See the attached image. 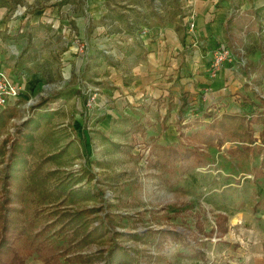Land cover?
Wrapping results in <instances>:
<instances>
[{
	"label": "rangeland",
	"instance_id": "rangeland-1",
	"mask_svg": "<svg viewBox=\"0 0 264 264\" xmlns=\"http://www.w3.org/2000/svg\"><path fill=\"white\" fill-rule=\"evenodd\" d=\"M115 1L107 2L106 6L113 4V7L107 8V15H101L102 6L93 0H0V73L22 90L18 98L10 100L9 105L15 112L0 129V143L8 140V149L19 131H27L23 127L26 122L38 118L40 113L52 112L48 123L40 120V127L32 133L34 152L28 157L29 162L35 165L49 152L63 151L47 160L42 171L56 170L58 175L71 177L75 189L95 184L98 188L96 203L103 205L105 212L117 213L109 224L113 229L121 232L173 229L188 235L197 230L198 217L203 231L207 232L215 226L218 213L227 216V233L221 238L204 237L199 232L198 243L191 242L190 246L165 239L164 248L149 247L153 258L148 264H250L264 253V179L254 176L260 156L256 153L248 158L232 155L229 149L240 143L225 138L220 148L204 147L208 153L204 166L167 170L163 174L170 178L168 185L156 176L158 169L148 164L150 145L153 142L179 145L175 120L180 103L170 100L169 94L163 101L144 102L147 107L143 101L132 107L128 101L125 103L124 98L130 93L123 92L125 88L121 86L133 81L132 70L135 72L137 66L135 56L142 52L139 40L155 36L157 30L145 26L131 28L133 25L119 19L120 6ZM151 2L173 16L189 14L187 0ZM220 3L218 0L217 4ZM229 7L231 10L236 6L229 4ZM128 11L131 13L130 9ZM235 12L245 14L238 9L231 10V17ZM233 21L234 28L226 33L223 45L231 50L241 47L246 53L247 66L234 69L241 72L243 78L242 90L236 98L204 107L212 110L215 119L224 112H245L248 103L244 105L242 100L246 97L255 103L264 100V73L260 77L257 71L251 70L255 63L264 62L262 48L253 38L262 30L264 38V4L252 9L248 16L242 15V19ZM180 28L185 31L187 26L182 24ZM252 49L260 55L258 61L249 60L250 56H256L251 54ZM33 75L38 76V80H34ZM103 98L110 100L103 103ZM259 109L264 112V103ZM122 110L127 111L126 115ZM183 114L185 122L196 115L201 118L189 105ZM119 115L142 123L144 133L129 131V125L123 123ZM99 117L103 119L96 122ZM202 120L210 121L206 117ZM119 127L122 131L114 129ZM252 127L257 137L261 124L254 122ZM183 129V139H186L196 127ZM4 163H0L1 171ZM84 168L94 177L91 181L80 176ZM32 197L27 193L22 203L26 222L34 209ZM79 204H91V201L83 200ZM42 205L51 208L47 202ZM63 207L72 208L69 203ZM45 212L41 221L51 220ZM40 228L38 223L27 226L25 235L33 239ZM56 229L54 226L46 231L43 239L62 244L64 236ZM120 242L137 245L130 238L120 239ZM107 245L91 244L84 250L95 251ZM25 264H42V261L38 253H34Z\"/></svg>",
	"mask_w": 264,
	"mask_h": 264
},
{
	"label": "trees",
	"instance_id": "trees-1",
	"mask_svg": "<svg viewBox=\"0 0 264 264\" xmlns=\"http://www.w3.org/2000/svg\"><path fill=\"white\" fill-rule=\"evenodd\" d=\"M262 32L253 35L258 46L262 48L261 58L264 60V38ZM183 41V37H181ZM264 73V62L255 63L251 70ZM242 100L246 105L245 112L235 114L224 112L220 118L215 119L212 110L207 111L202 103L195 107H189L194 113L201 114L191 121L185 122L183 114L187 101L180 98L181 102L175 120L178 129L179 145L160 144L153 142L150 145L149 166L158 169L156 176L171 183L170 178L164 176L166 171L174 172L177 168H197L206 164L208 153L204 147L220 148L225 144V138L239 142V146L229 149L236 157L248 158L251 154H258L260 162L255 169V177L264 179V112L259 108L264 100L255 103L254 100ZM15 108L8 105L0 113V129L10 117L14 115ZM50 114L40 113L38 118L30 119L24 124L27 131H19V136L13 140L9 148L7 141L0 143V163L5 162V167L0 170V264H25L27 259L34 253H38L42 264H148L153 258L149 247H163L165 239H172L182 245L190 246L191 242L198 243V236L202 233L204 237L215 235L221 238L227 233V216L218 213L215 218V226L206 231L202 229L200 217L196 220L195 232L188 235L173 229H140L133 232H121L113 229L109 224L117 213L104 210L103 205L96 203L98 188L95 184L73 188V179L69 176L58 175V171H42L45 162L63 153L49 152L48 155L35 162H29V156L34 152L33 131L40 127V120L48 123ZM48 115V117H46ZM122 116V115H121ZM210 121L203 122V118ZM103 118H97L96 122ZM122 121L128 124L129 131H140L144 133V125L133 121L129 116H122ZM190 121V122H189ZM193 121V122H192ZM113 122H116L114 120ZM254 122L260 123L262 129L258 136H254ZM193 125L195 131L183 139L185 126ZM202 125V127H200ZM121 130L122 128H114ZM96 132L101 133L99 130ZM103 135V132L101 133ZM56 141V140H54ZM55 143V142H54ZM8 151V152H7ZM7 153V156H6ZM1 165V164H0ZM80 176L87 177L90 181L94 178L89 169H82ZM173 182V181H172ZM27 193L33 195L34 209L32 215L26 222L25 208L22 203L27 199ZM91 201V204H79L80 201ZM47 202L51 208L44 207L42 203ZM65 203L71 204L72 208L63 207ZM46 211V212H45ZM43 212L51 220L41 221ZM36 223L42 228L34 233V238L25 235L27 226L33 227ZM57 226V233L64 240L62 244L49 242L43 239L46 231ZM201 232V233H199ZM115 238H118L117 240ZM130 238L137 245H123L120 239ZM105 244L107 247H97L95 251H85L91 244ZM197 254V250H194ZM203 256V252L200 254Z\"/></svg>",
	"mask_w": 264,
	"mask_h": 264
},
{
	"label": "crops",
	"instance_id": "crops-1",
	"mask_svg": "<svg viewBox=\"0 0 264 264\" xmlns=\"http://www.w3.org/2000/svg\"><path fill=\"white\" fill-rule=\"evenodd\" d=\"M93 1L102 6V14L99 12L101 15L106 14L108 7H113V4L106 6L110 0ZM220 1L221 3L217 4L218 0H187L189 14L184 12L183 16L166 13L150 3V0L115 1V4L120 6L119 19L133 25L131 28L145 26L157 30L155 36L141 37L139 40L142 52L135 56L137 66L135 72L132 70L133 81L121 86L125 88L121 89L123 92L130 93L125 96V103L128 101L132 107L141 101L145 104L144 102H149L150 99L163 101L165 95L169 94L170 100L174 103L179 104L180 98H183L189 107L195 109L198 103H202L203 107H213L227 103L230 98L234 99L239 95L238 91L242 90L243 86L241 72L223 65L211 74L210 54L217 45L226 42V33L234 28L233 20L242 19V15L248 16L252 9L262 7L264 1L235 0L233 3H228L227 0ZM229 4L236 6L235 9H231L232 11L238 9L245 14L236 15L235 12L234 17H231ZM129 9L132 14L129 13ZM190 21L194 22L198 41L194 40V36L188 30ZM182 24L187 26L185 31L180 28ZM252 51L254 52L251 54L256 56H250L249 60L258 61L260 55H257L254 49ZM33 78L38 80L36 75H33ZM106 100L110 99L103 98L102 102ZM145 106L147 107L146 104ZM122 113L126 115L127 111L122 110ZM119 116L121 118V115ZM113 117L116 119L115 115ZM253 263L264 264V253L250 261V264Z\"/></svg>",
	"mask_w": 264,
	"mask_h": 264
},
{
	"label": "built area",
	"instance_id": "built-area-1",
	"mask_svg": "<svg viewBox=\"0 0 264 264\" xmlns=\"http://www.w3.org/2000/svg\"><path fill=\"white\" fill-rule=\"evenodd\" d=\"M189 32L197 40L194 22L190 21L188 24ZM196 35V36H195ZM211 58L209 59L211 74H214L223 65L230 66L232 69H244L247 66V57L241 47L233 48L231 50L225 45L214 48L211 51ZM21 87L12 84L0 73V112L10 104V100H15L21 94ZM93 98V96L91 97Z\"/></svg>",
	"mask_w": 264,
	"mask_h": 264
}]
</instances>
